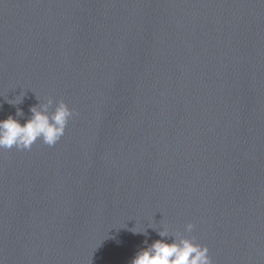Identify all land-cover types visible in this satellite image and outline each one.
Segmentation results:
<instances>
[{"label": "water", "instance_id": "obj_1", "mask_svg": "<svg viewBox=\"0 0 264 264\" xmlns=\"http://www.w3.org/2000/svg\"><path fill=\"white\" fill-rule=\"evenodd\" d=\"M48 98L77 115L0 150V264H131L163 227L264 264V0H0V120Z\"/></svg>", "mask_w": 264, "mask_h": 264}, {"label": "clouds", "instance_id": "obj_2", "mask_svg": "<svg viewBox=\"0 0 264 264\" xmlns=\"http://www.w3.org/2000/svg\"><path fill=\"white\" fill-rule=\"evenodd\" d=\"M18 97L19 99L9 100L8 103H21L24 93ZM37 99L39 100L38 97ZM52 104L53 99L48 98L47 104L31 106V116L23 124L12 115L0 120V150L13 147L29 150L37 140L54 146L64 135L69 120L77 113L63 100L56 103L54 111L49 113V106ZM21 116L23 111L17 108L16 117ZM193 227L192 223H188L185 232L191 233ZM130 231L147 236L146 230L139 231L136 227ZM156 231L160 239L151 244L145 239L143 243L146 246L136 253L131 264H213L208 247L197 243L194 236H186L179 231L171 232L167 227Z\"/></svg>", "mask_w": 264, "mask_h": 264}]
</instances>
